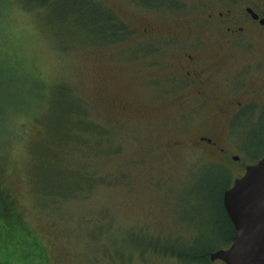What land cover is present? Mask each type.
<instances>
[{
    "label": "rangeland",
    "instance_id": "obj_1",
    "mask_svg": "<svg viewBox=\"0 0 264 264\" xmlns=\"http://www.w3.org/2000/svg\"><path fill=\"white\" fill-rule=\"evenodd\" d=\"M212 2L0 0V185L22 223L0 264H198L173 250L231 244L223 197L264 157V115L221 113L235 71L186 76Z\"/></svg>",
    "mask_w": 264,
    "mask_h": 264
},
{
    "label": "flooded vegetation",
    "instance_id": "obj_2",
    "mask_svg": "<svg viewBox=\"0 0 264 264\" xmlns=\"http://www.w3.org/2000/svg\"><path fill=\"white\" fill-rule=\"evenodd\" d=\"M203 22L201 32L207 35L194 48L200 52V48L210 47L212 51L197 54L186 50L184 61L189 68L186 76L194 75L195 80L208 72L218 75L232 70L228 71V79L235 71L230 99L225 100L223 93L211 94L215 101L220 100L221 113L231 123L245 117L251 123L255 119L257 124L264 115V0H213ZM194 86L202 93L200 86L204 85ZM232 105H235L234 111L230 109ZM199 140L215 148L212 138L202 136ZM247 167L238 178L245 174Z\"/></svg>",
    "mask_w": 264,
    "mask_h": 264
},
{
    "label": "water",
    "instance_id": "obj_3",
    "mask_svg": "<svg viewBox=\"0 0 264 264\" xmlns=\"http://www.w3.org/2000/svg\"><path fill=\"white\" fill-rule=\"evenodd\" d=\"M223 203L235 233L230 247L212 252L210 259L226 264H264V157L236 179L225 192Z\"/></svg>",
    "mask_w": 264,
    "mask_h": 264
},
{
    "label": "trees",
    "instance_id": "obj_4",
    "mask_svg": "<svg viewBox=\"0 0 264 264\" xmlns=\"http://www.w3.org/2000/svg\"><path fill=\"white\" fill-rule=\"evenodd\" d=\"M20 1L22 3H24L25 5H28L31 7L47 6V5L49 7H51L56 0H20ZM91 2H93V1H91ZM78 9H83V7L79 6ZM124 29H125L124 26H118V27L112 28L110 33L112 36L115 35L112 37V41L118 37V35H117L118 32L120 30H124ZM92 33L95 34L94 32H92ZM104 39H107V37H104ZM10 205H11V203L9 201L8 195H6L5 190H3V188L0 185V230H5L4 226H5V224L7 226L8 221H11L14 224L15 223L22 224V223H19L14 217L12 218V217H9V215H7V214H11L10 213V210H11ZM221 210L223 212L225 220L227 221V224L231 227L232 232L235 231L234 226H233L231 220L229 219V217H228V215H227V213L224 210L222 205H221ZM173 252H176L179 255H181V257L184 258V260H186L189 263L193 262V263L202 264V263H204V261L206 263V261L211 260L210 259V252H207V251H205V252L203 251L202 253H199V254H196V253H193V252H190L187 250L183 251V252L173 250Z\"/></svg>",
    "mask_w": 264,
    "mask_h": 264
}]
</instances>
